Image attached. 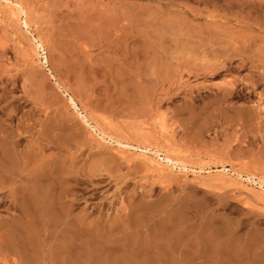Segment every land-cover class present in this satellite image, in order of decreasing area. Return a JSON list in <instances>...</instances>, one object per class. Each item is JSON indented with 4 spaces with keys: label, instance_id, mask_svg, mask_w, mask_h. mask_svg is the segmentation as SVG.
Returning a JSON list of instances; mask_svg holds the SVG:
<instances>
[{
    "label": "rangeland",
    "instance_id": "1",
    "mask_svg": "<svg viewBox=\"0 0 264 264\" xmlns=\"http://www.w3.org/2000/svg\"><path fill=\"white\" fill-rule=\"evenodd\" d=\"M11 2L0 264H264V0Z\"/></svg>",
    "mask_w": 264,
    "mask_h": 264
},
{
    "label": "bare ground",
    "instance_id": "2",
    "mask_svg": "<svg viewBox=\"0 0 264 264\" xmlns=\"http://www.w3.org/2000/svg\"><path fill=\"white\" fill-rule=\"evenodd\" d=\"M6 3H7L6 6H9V7L11 8V10H13V12H12V13H13V16H16L17 18H20L19 13H17V12H18L17 10H19V7H18L19 5H18V4H16V5L14 4V5H13L12 2H11V0H6ZM9 7H8V8H9ZM25 24H26V26H29V24H28L26 21H25ZM40 46H43V45H40ZM40 46H39V47H40ZM231 84H232V83H231ZM229 85H230V84H229ZM232 85H233V84H232ZM231 90H232V89H231ZM232 92H233V91H232ZM72 100H73V99H72ZM24 121H25V120H24ZM6 127H7V126H6ZM11 136H12V135H11ZM144 150H145V149H144ZM143 152H146V151H143ZM158 153H159V152H158ZM158 153L156 152L157 155H160V154H158ZM141 155H144V156L146 157L147 154L143 153V154H141ZM157 155H156V156H157ZM147 156H148V155H147ZM158 157H159V156H158ZM146 158H147V157H146ZM2 159H3V158H2ZM36 159H37V158H36ZM150 159H151V158H150ZM152 159H153V160H151L152 164L154 163V164H155L156 166H158L159 168L168 167V168L171 169L169 163H170V162L172 163V161H174V160H172V158L169 157L168 155H167V159L163 158V160H166V161H167V162L165 161L166 163H164V161H163L162 159H161L162 161L159 160L160 158H159V159H158V158L156 159V158L153 157ZM13 160H14V159H13ZM148 160H149V159H148ZM57 161H58V160H57ZM13 162H15V161H13ZM26 163H27V162H26ZM58 163H59V162H58ZM27 164H28V163H27ZM31 164H32V163H31ZM55 164H56V163H55ZM172 164H173V163H172ZM9 165H10V164H9ZM56 165H57V164H56ZM3 166H4V165H3ZM5 166H6V165H5ZM17 166H18V160H17V162H16V168H17ZM1 167H2V166H1ZM41 167H42V166H41ZM56 167H57V166H56ZM4 168H5V167H4ZM13 168H14V167H13ZM61 168H62V166H61ZM7 169L9 170V168H7ZM53 169H54V168H53ZM57 169H58V168H57ZM164 169H165V168H164ZM18 170H19V169H18ZM24 170H25V169H24ZM59 170H60V169H59ZM56 171H57V170H56ZM17 173H18V172H17ZM45 174H46V173H45ZM4 175H5V174H4ZM28 175H29V172H28ZM35 175H36V174H35ZM62 175H63V174H62ZM69 175H70V174H69ZM11 176H12V175H11ZM66 176H67V175H66ZM38 179H39V177H38ZM38 179H37V180H38ZM46 180H47V179H46ZM65 180H66V179H65ZM1 181H3V180H1ZM47 182H48V181H47ZM38 183H39V180H38ZM0 184L3 185L2 182H1ZM35 184H37V183H35ZM260 184H261V183H260ZM2 185H0V187H2ZM56 185H57V184H56ZM33 186H35V185L33 184ZM38 186H39V185H38ZM38 186H37V187H38ZM261 186H262V188H263V187H264V184H261ZM37 187H36V188H37ZM53 187H54V186H53ZM245 187H246V186H245ZM36 188H35V189H36ZM20 189H21V188H20ZM38 189H39V188H38ZM40 189H41V188H40ZM43 189H44V188H43ZM50 190H51V189H50ZM57 190H58V189H57ZM55 191H56V190H55ZM25 192H26V191H25ZM35 192H37V191H35ZM56 192H57V191H56ZM45 193H46L45 190H44V193H43V194H42L41 190H38L37 194H36V195L34 194L35 196H33L34 199H32V200H34L35 203H32V205L35 204L34 207L36 206V209H37V207H39V208L42 207V208H43V206L45 205V206H47V207H46V211H47L48 209L50 210L51 207H54L55 205L57 206V204H54V203H57V202H58V201L54 202V201L57 200V199H55V200L53 199V200H54V201H53L54 203L51 201V203H52V204H51V203H50V199L47 197L48 195H47V194L45 195ZM44 195H45V196H44ZM49 195H50V194H49ZM18 196H19V195H18ZM50 196H51V195H50ZM50 196H49V197H50ZM60 196H61V195H60ZM57 197H58V196H57ZM47 199H48V200H47ZM24 200H25V199H24ZM46 200H47L48 203L45 202ZM51 200H52V196H51ZM26 201H27V200H26ZM30 207H31V206H30ZM23 208H24V207H23ZM26 208L28 209V207H26ZM54 208H55V207H54ZM59 208H60V207H59ZM63 208H64V207H63ZM40 209H41V208H40ZM138 209H139V208H138ZM30 210L32 211V209L29 208V211H30ZM41 210H42V209H41ZM41 210H39V212H41ZM44 210H45V208H44ZM57 211H58V210H57ZM135 211H136V210H135ZM135 211H134V212H135ZM64 212H65V211H64ZM30 213H31V212H30ZM30 213H29V214H30ZM35 213H36V212H35ZM42 213H45V212L42 211ZM48 213H49V212H47V214H48ZM51 213H55V212H51ZM58 213H59V212H58ZM27 214H28V213H27ZM32 214H33V213H32ZM61 214H62V213H61ZM25 215H26V213H25ZM34 215H36V214H34ZM49 215H50V214H49ZM55 215H56V214H52L53 218L56 217V218H58V220H59V219L61 220V218H59V217H61V216H58V217H57V216H55ZM59 215H60V214H59ZM134 215H135V214H134ZM84 216H85V215H84ZM145 216H146V215H145ZM28 217H29V216H28ZM32 218H34V217H32ZM49 218H50V217H49ZM53 218H52V219H53ZM64 218H65V217H64ZM64 218H63V221H64ZM82 218H83V217H82ZM134 218H135V217H134ZM101 219H102V218H101ZM132 219H133V218H132ZM136 219L138 220V218H136ZM134 220H135V219H134ZM22 221H23V219H22ZM41 221H43V220H41ZM49 221H50V220H49ZM53 221H55V220L53 219ZM53 221H52V222H53ZM68 221H69V220H68ZM68 221H67V222H68ZM82 221H83V220H82ZM139 221H140V219H139ZM17 222H18V221H17ZM19 222H20V220H19ZM70 222H71V221H70ZM140 222H141V221H140ZM164 222H165V221H164ZM42 223H43V222H42ZM90 223H91V222H90ZM88 224H89V222H88ZM175 224H176V223H175ZM42 225H43V224H42ZM29 226H30V225H29ZM128 226H129V225H128ZM110 227H111V225H110ZM115 227H116V226H115ZM125 227H126V225H125ZM22 229H23V228H22ZM32 229H33V228H32ZM158 230H159V229H158ZM175 230H176V229H175ZM120 232H121V231H120ZM159 232H160V231H159ZM142 233H143V232H142ZM156 233H157V232H156ZM163 233H164V232H163ZM134 234H135V233H134ZM136 234H137V233H136ZM160 234H161V233H160ZM209 234H210V232H209ZM35 236H36V235H35ZM201 236H202V235H201ZM208 236H209V235H208ZM109 237H110V236H109ZM182 237H183V236H182ZM202 237H203V236H202ZM202 237H201V239L204 240L205 238H204V237L202 238ZM211 237H213V236H211ZM163 238H164V237H163ZM178 238H179V237H178ZM215 238H216V237H215ZM215 238L207 237V240L210 241L209 243L214 242V243H216L215 245H218V246H219L220 244H217L218 241H216ZM217 238H218V237H217ZM221 238H222V237H221ZM195 239H196V238H195ZM234 239H235V238H234ZM143 240H144V239H143ZM154 240H155V239H154ZM163 240H165V239H163ZM199 240H200V239H199ZM203 240H201V241H203ZM207 240H206V242H207ZM218 240H219V239H218ZM221 240H222V239H221ZM134 241H135V240H134ZM233 241H234V240H233ZM248 241H249V240H248ZM155 242H156V241H155ZM191 242H193V241H191ZM219 242H220V241H219ZM228 242H229V241H228ZM241 242H242V241H241ZM176 243H177V242H176ZM214 243H213V244H214ZM225 243H226V241H225ZM225 243H222V245L225 244ZM256 243H257V242H256ZM192 244H193V243H192ZM204 244H207V243H204ZM213 244H211V245H213ZM239 244H240V243H239ZM253 244H254V243H253ZM257 244H258V243H257ZM232 245H233V244H232ZM240 245H241V244H240ZM142 246H143V245H142ZM233 246H234V245H233ZM41 247H42V246H41ZM212 247H214V246H212ZM220 247H222V246H220ZM220 247L218 248V247L216 246V247L214 248V251H213V250H210V251H211V252H214L213 254H218V253L221 254V253H222V248H223V247H222V248H220ZM231 247H232V246H231ZM247 247H248V246H247ZM34 249H35V247H34ZM236 249H237V248H236ZM239 249H241V248H239ZM249 249H250V248H249ZM223 250H224V249H223ZM230 250H232V249H230ZM247 250H248V249H247ZM202 251H203V250H202ZM234 251H236V250H234ZM237 251H238V250H237ZM239 251H241V250H239ZM239 251H238V252H239ZM224 252H225V250H224ZM231 252H232V251H231ZM231 252H230V253H231ZM238 252H237V253H238ZM31 253H32V252H31ZM199 253H202V252H199ZM199 253H198V254H199ZM202 254H203V253H202ZM263 254H264V253H263ZM183 255H184V254H183ZM185 255H186V254H185ZM204 255H205V254H204ZM210 255H212V254H210ZM248 255H249V254H248ZM31 256H32V255H31ZM167 256H168V254H167ZM186 256H187V255H186ZM201 256H202V255H201ZM201 256H200V257H201ZM219 256H220V255H219ZM224 256H225V255H224ZM253 256H254V255H253ZM28 257H29V256H28ZM203 257H204V256H203ZM231 257H232V256H231ZM249 257H251V256H249ZM23 259H24V258H23ZM216 260H220V259H216ZM234 260H235V259H234ZM242 260H243V259H242ZM249 261H250V260H249ZM243 262H244V261H243ZM243 262H242V263H243ZM251 262L254 263L255 261H251ZM240 263H241V262H240ZM242 263H241V264H242ZM247 263H248V262H247ZM256 263H257V262H256ZM256 263H255V264H256ZM244 264H246V261H245ZM249 264H250V263H249ZM251 264H252V263H251ZM257 264H258V263H257Z\"/></svg>",
    "mask_w": 264,
    "mask_h": 264
},
{
    "label": "crops",
    "instance_id": "3",
    "mask_svg": "<svg viewBox=\"0 0 264 264\" xmlns=\"http://www.w3.org/2000/svg\"><path fill=\"white\" fill-rule=\"evenodd\" d=\"M13 161H15V162H13ZM7 168H9V170ZM14 176H16V159L15 160L12 159L11 163L7 162V161H5V163H3V161H0V183L1 182L3 183V185L0 184V185H2V187H0V189L6 188L9 185L10 177H14ZM1 180H3V181H1ZM3 246H4L3 242L0 241V251L3 250V248H2ZM23 260H26V259L24 258Z\"/></svg>",
    "mask_w": 264,
    "mask_h": 264
}]
</instances>
